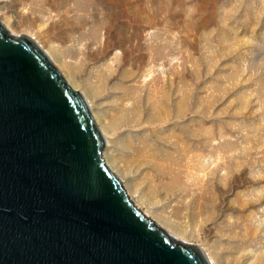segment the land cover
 Wrapping results in <instances>:
<instances>
[{
    "label": "rangeland",
    "instance_id": "rangeland-1",
    "mask_svg": "<svg viewBox=\"0 0 264 264\" xmlns=\"http://www.w3.org/2000/svg\"><path fill=\"white\" fill-rule=\"evenodd\" d=\"M0 20L37 41L103 120L111 93L167 94L169 107L189 94L159 130L163 176L119 143L103 156H118L134 204L211 264L238 251L264 264V0H0Z\"/></svg>",
    "mask_w": 264,
    "mask_h": 264
},
{
    "label": "water",
    "instance_id": "water-1",
    "mask_svg": "<svg viewBox=\"0 0 264 264\" xmlns=\"http://www.w3.org/2000/svg\"><path fill=\"white\" fill-rule=\"evenodd\" d=\"M80 90L0 20V264H209L130 199Z\"/></svg>",
    "mask_w": 264,
    "mask_h": 264
},
{
    "label": "bare ground",
    "instance_id": "bare-ground-1",
    "mask_svg": "<svg viewBox=\"0 0 264 264\" xmlns=\"http://www.w3.org/2000/svg\"><path fill=\"white\" fill-rule=\"evenodd\" d=\"M5 27L7 30H9V28L6 25ZM154 54L155 56L161 54L160 47L154 49ZM111 94L113 96V98L110 99L109 102L110 107L113 110L112 115H110L111 117H109L108 120H103L102 115L100 113L93 114L95 115V119L99 124L98 126L101 132L105 136L106 143L107 142L108 144L109 142L111 143L113 142L117 144L119 143L122 146V148L125 150V152H128L133 156V159L137 164L136 165L137 169L148 170L150 171V175H153L154 177H161L160 175L163 176L165 171L162 168L161 160L167 159L170 156L169 155L170 152L166 151L167 149L166 150L162 149L160 146L162 143L161 142L162 137L161 134L159 133V130L163 128L166 129V127H168V125H164L162 121L164 119L170 120L173 116L172 114L174 113H176L175 115L177 116L184 115L186 110H188L186 104L190 102L191 96L189 94H186L183 95L181 100L176 101L175 99H173L170 103V107H171L170 108L167 105L169 104V96H167V94L161 93L160 95H158V93H154L153 95H156L154 97L156 98L155 101L153 100L152 95L146 96L145 93H134V95H132L131 97L126 96L129 93H123V94L111 93ZM162 101H164V103L167 104L163 105ZM175 123L176 122H174V124ZM140 130H142L144 133L136 132ZM108 135H113L114 137L113 140L107 138ZM104 156L107 166H110L112 171L116 172L118 175L122 174L121 173L122 170L121 169L119 170L118 165H116V163L118 162L117 161L118 156L116 154L110 155L109 153L108 154L104 153ZM128 186L129 188H131L130 190L132 192L137 190L136 188L135 189L132 188L129 183ZM144 213L149 215V213L147 212ZM153 216L157 218L158 223L160 225L161 224L164 225L173 234L179 236L184 235V232L174 222H169L167 219L165 218L163 219L159 215L157 216V214L155 215L153 214ZM235 246L238 247V244ZM235 246L232 248L235 249ZM239 249L242 250L241 248ZM247 255L248 254H245L242 251L235 252L232 258V264H257V262L253 260L252 257L251 259L253 261L251 260L250 262H247L246 261V259L248 258ZM259 260L261 259H258V261ZM209 264L211 263L209 262Z\"/></svg>",
    "mask_w": 264,
    "mask_h": 264
}]
</instances>
